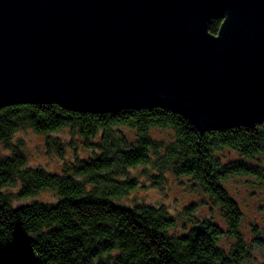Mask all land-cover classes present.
Wrapping results in <instances>:
<instances>
[{
  "label": "trees",
  "instance_id": "trees-1",
  "mask_svg": "<svg viewBox=\"0 0 264 264\" xmlns=\"http://www.w3.org/2000/svg\"><path fill=\"white\" fill-rule=\"evenodd\" d=\"M222 21L211 17L209 32L217 35ZM25 128L46 134L48 149L60 153L63 141L53 133L67 128L93 151L62 172L29 167L20 147L0 158V264H248L254 249L264 247L262 237L247 241L244 213L225 185L231 176L264 180V167L248 163L264 156V115L257 122L206 129L162 104L107 110L55 98L0 101V142L10 145ZM157 128L172 138L156 139ZM228 151L241 157L226 159ZM149 165L188 177L208 195L221 221L193 216L191 205L179 232L165 205L120 203L137 186L130 171ZM15 185L17 192L6 191ZM45 189L59 199L15 205ZM223 237L231 239L229 250L221 245Z\"/></svg>",
  "mask_w": 264,
  "mask_h": 264
},
{
  "label": "water",
  "instance_id": "water-1",
  "mask_svg": "<svg viewBox=\"0 0 264 264\" xmlns=\"http://www.w3.org/2000/svg\"><path fill=\"white\" fill-rule=\"evenodd\" d=\"M211 17L223 18L217 35ZM264 115V0H0V101Z\"/></svg>",
  "mask_w": 264,
  "mask_h": 264
},
{
  "label": "rangeland",
  "instance_id": "rangeland-1",
  "mask_svg": "<svg viewBox=\"0 0 264 264\" xmlns=\"http://www.w3.org/2000/svg\"><path fill=\"white\" fill-rule=\"evenodd\" d=\"M125 133L133 137V132L124 128ZM54 136L63 141V153L48 149L46 145V134H39L33 129L25 128L18 130L10 139L11 144L6 145L0 142V158L11 154L12 148L20 147L19 150L27 156V165L29 167H40L51 172H62L68 163L76 162L78 159H88L92 155L91 146H86L84 140L79 135H72L69 129L60 130L53 133ZM156 139L169 141L172 138L171 132L162 129L154 130ZM98 137L93 141L98 140ZM225 156L232 159H239L232 151H228ZM248 163L258 164L264 167V156L259 159H251ZM130 175L137 180L135 190H132L125 198L119 202L124 205H134L137 203L152 204L156 206L165 205L167 209L177 217L176 230L181 231L182 225L188 217L184 212L187 207L195 205L192 215L203 217H214L221 221L222 217L219 210L211 207L209 197L202 192L199 187L193 186L192 181L186 176H176L172 170L158 171L155 167L149 165L136 167L130 171ZM227 191L240 205L244 217L242 220V229L247 241L251 242L254 237H262L264 240V180L255 176L240 175L228 177L225 182ZM18 186H9L6 191H18ZM59 198L57 193L51 189L34 195L32 198L24 201H18L16 206L24 202L39 200L42 202L55 203ZM229 237L221 239V245L230 249ZM248 264H264V247H256L247 261Z\"/></svg>",
  "mask_w": 264,
  "mask_h": 264
}]
</instances>
